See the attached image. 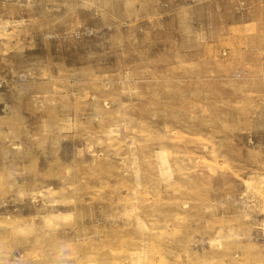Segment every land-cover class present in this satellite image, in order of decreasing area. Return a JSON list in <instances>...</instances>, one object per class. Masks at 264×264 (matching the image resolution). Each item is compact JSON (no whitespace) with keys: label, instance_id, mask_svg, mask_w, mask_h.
Segmentation results:
<instances>
[{"label":"rangeland","instance_id":"obj_1","mask_svg":"<svg viewBox=\"0 0 264 264\" xmlns=\"http://www.w3.org/2000/svg\"><path fill=\"white\" fill-rule=\"evenodd\" d=\"M0 264H264V0H0Z\"/></svg>","mask_w":264,"mask_h":264}]
</instances>
